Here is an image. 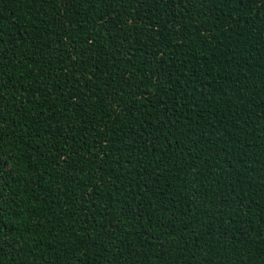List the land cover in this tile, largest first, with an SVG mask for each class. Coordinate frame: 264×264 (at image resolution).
I'll return each instance as SVG.
<instances>
[{
    "label": "trees",
    "instance_id": "obj_1",
    "mask_svg": "<svg viewBox=\"0 0 264 264\" xmlns=\"http://www.w3.org/2000/svg\"><path fill=\"white\" fill-rule=\"evenodd\" d=\"M0 264H264V0H0Z\"/></svg>",
    "mask_w": 264,
    "mask_h": 264
}]
</instances>
